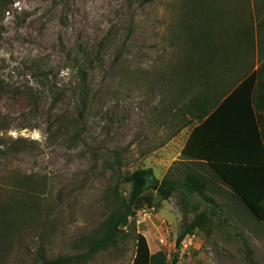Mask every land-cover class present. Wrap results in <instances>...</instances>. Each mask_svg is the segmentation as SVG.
<instances>
[{"label":"rangeland","instance_id":"obj_1","mask_svg":"<svg viewBox=\"0 0 264 264\" xmlns=\"http://www.w3.org/2000/svg\"><path fill=\"white\" fill-rule=\"evenodd\" d=\"M202 31L224 50L226 61L211 65L208 79L186 90L194 82L184 44ZM82 47L96 60L87 72L89 104L76 136V125L56 127L62 115L73 113L71 96L48 111L54 95L28 65L51 69L49 80L67 84L74 75L67 53ZM263 49L264 0H10L0 11V264L78 253L74 241L106 217L113 187L127 193L129 184L118 172L144 166L162 177L182 156L193 93L216 98L261 61ZM30 86L37 101L25 93ZM26 176L35 181L29 192L17 189ZM208 193L221 205L218 223L209 235L196 232L179 264H245L243 238L263 260L264 242L249 231L253 222L241 224L228 213L234 204L229 189L221 184ZM146 195L155 203L140 206L116 245L85 264H129L136 231L151 244L165 228L176 238L183 225L180 193L165 200L151 190Z\"/></svg>","mask_w":264,"mask_h":264},{"label":"trees","instance_id":"obj_2","mask_svg":"<svg viewBox=\"0 0 264 264\" xmlns=\"http://www.w3.org/2000/svg\"><path fill=\"white\" fill-rule=\"evenodd\" d=\"M9 2L0 0V11L6 10ZM186 23V28L190 30L192 22ZM190 37L184 44L183 54L188 63L186 70L191 71L189 81L194 84L186 90L195 89V83H204L213 71L211 65L226 61L224 50L215 47L211 35L207 37L202 31L195 38ZM203 40L205 48L200 49L199 42ZM73 50L67 53L66 64L74 74L67 84L49 80L51 69L42 68L36 62L28 65V70L33 77L41 79L39 85L54 95L48 111L66 93L71 96L73 113L66 119L65 114L62 115L56 127L76 125L79 129L74 134L79 136L83 130L84 111L89 104L86 76L96 57L88 47ZM2 86L3 82L0 81ZM36 90L30 86L25 91L28 98H35L31 102L37 101ZM186 111L189 115L184 117L183 124L192 126V129L181 148V158L171 164L162 177H158L151 167L144 166L132 171H119V180L129 184L127 193L123 195L117 184L113 187L111 209L106 217L94 229L74 241L75 247L81 250L50 259L41 254L38 264H84L99 250L115 246L137 209L145 203H155L153 197L146 195L147 190L154 191L160 200L168 199L174 192L180 193L183 225L175 238L176 246L186 234H196L198 231L206 235L212 233L218 223L215 222V216L221 205L208 190L218 191V183L230 190L235 205L244 207L264 224V59L257 69L250 71L214 99L209 94L193 93ZM64 120L65 126L62 124ZM1 125L0 120V130ZM51 127L52 123L49 122L48 129ZM0 147L4 148L1 135ZM30 177L18 180L17 189L25 192L33 190L35 181L30 180ZM36 184L39 187L42 185L41 182ZM133 238L135 255L131 264H178L177 252H172L168 258L164 247L151 253L142 232L136 231ZM252 255V248L246 245L245 264H263Z\"/></svg>","mask_w":264,"mask_h":264},{"label":"crops","instance_id":"obj_3","mask_svg":"<svg viewBox=\"0 0 264 264\" xmlns=\"http://www.w3.org/2000/svg\"><path fill=\"white\" fill-rule=\"evenodd\" d=\"M264 52V49H263V51H262V53ZM264 59V54L262 55V58H261V61L259 62V63H257V64H254L253 65V63H252V66L248 69V71L243 75V76H245L246 74H248L250 71H252V70H255V69H257V67L259 66V64L262 62V60ZM190 128H189V131H188V133H187V135H186V137H185V140H184V142H183V145H184V143H185V141H186V139H187V137H188V135H189V132L191 131V129H192V126H189ZM182 145V146H183ZM182 146H181V148H182ZM181 148H180V150H179V153L181 154ZM219 184V188H220V185H221V183H218ZM229 194H230V196L232 197V199H233V201H234V203H235V200H234V198H233V196L231 195V193H230V190H229ZM227 210H228V213L229 214H231V215H234V217H239V220H241L242 221V223L241 224H244L245 225V220H247V223L246 224H248L249 222H253L252 224V226L249 228V231H253V232H256V235H257V238L260 240V241H263L264 242V224L263 223H261L260 221H258L257 219H255L252 215H250V213L249 214H247V213H244V212H247L246 211V209L244 208V207H242V206H238V205H235V204H233V205H230V206H228L227 207ZM243 214V215H242ZM245 214V215H244ZM238 215V216H237ZM242 215V216H241ZM216 217V216H215ZM244 218V219H243ZM247 218V219H246ZM227 220V218L226 217H224V221H226ZM141 232V231H140ZM143 234H144V236H145V238H146V241H147V245H148V248H149V251L151 252V253H154V252H156V251H158V250H160V249H163V246L159 243V242H157L155 239H154V241H153V244H151L150 243V241L147 239V237H146V233L145 232H142ZM243 240V245H244V247H245V251H246V245H249L251 248H252V250H253V258L254 259H256L257 261H260V262H262L263 264H264V259L262 260V259H259L258 257H257V255H256V251H255V249H254V247H253V242L252 241H250L249 239H246V238H243L242 239ZM255 240H257V239H255ZM257 244H258V242H257ZM134 255H135V241H134V252H133V255H132V258H131V260H130V263L129 264H131L132 263V261H133V258H134ZM45 258H47V259H50V258H53V257H46L45 255H43ZM38 259H37V261H36V263L35 264H38L40 261H41V256L38 254ZM169 256H167V258H168ZM2 259H4V257L2 256H0V261H2ZM86 263V262H85ZM84 263V264H85Z\"/></svg>","mask_w":264,"mask_h":264},{"label":"built area","instance_id":"obj_4","mask_svg":"<svg viewBox=\"0 0 264 264\" xmlns=\"http://www.w3.org/2000/svg\"><path fill=\"white\" fill-rule=\"evenodd\" d=\"M153 208V207H152ZM195 234H186L180 244L176 246V240L171 239L169 235L168 229L165 228L164 233L159 237V242L164 246L167 256H171L172 252L178 253V261L179 264L182 258L189 252L190 248L193 246Z\"/></svg>","mask_w":264,"mask_h":264}]
</instances>
